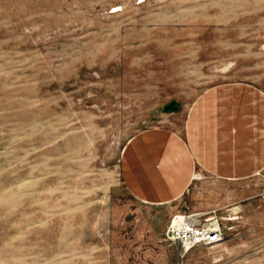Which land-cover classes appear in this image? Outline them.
<instances>
[{"label": "rangeland", "instance_id": "obj_1", "mask_svg": "<svg viewBox=\"0 0 264 264\" xmlns=\"http://www.w3.org/2000/svg\"><path fill=\"white\" fill-rule=\"evenodd\" d=\"M0 264H264V0H0Z\"/></svg>", "mask_w": 264, "mask_h": 264}, {"label": "built area", "instance_id": "obj_2", "mask_svg": "<svg viewBox=\"0 0 264 264\" xmlns=\"http://www.w3.org/2000/svg\"><path fill=\"white\" fill-rule=\"evenodd\" d=\"M200 212L175 215L169 226L168 235L175 240L183 250H188L203 244H213L224 238L225 232L219 223L200 217ZM178 215L182 217L174 218Z\"/></svg>", "mask_w": 264, "mask_h": 264}, {"label": "water", "instance_id": "obj_3", "mask_svg": "<svg viewBox=\"0 0 264 264\" xmlns=\"http://www.w3.org/2000/svg\"><path fill=\"white\" fill-rule=\"evenodd\" d=\"M180 103L181 102L176 99H171L170 101L163 104L162 110L170 111V110L176 109L178 106H180Z\"/></svg>", "mask_w": 264, "mask_h": 264}, {"label": "bare ground", "instance_id": "obj_4", "mask_svg": "<svg viewBox=\"0 0 264 264\" xmlns=\"http://www.w3.org/2000/svg\"><path fill=\"white\" fill-rule=\"evenodd\" d=\"M180 217H182V215H178V216H176V217L174 218V222L177 221V218H180ZM217 220H218V219H216V221L212 220V222L217 223V222H218ZM167 230H168V229H167ZM181 254L183 255V253H181Z\"/></svg>", "mask_w": 264, "mask_h": 264}]
</instances>
